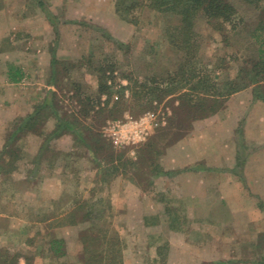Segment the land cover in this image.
I'll list each match as a JSON object with an SVG mask.
<instances>
[{"label":"rangeland","instance_id":"rangeland-1","mask_svg":"<svg viewBox=\"0 0 264 264\" xmlns=\"http://www.w3.org/2000/svg\"><path fill=\"white\" fill-rule=\"evenodd\" d=\"M41 1L0 0V151L16 130L13 125L27 115L35 117L34 126L17 131L7 143L13 155L0 161V253L27 255L29 264H85L81 238L108 226L119 242L122 264H256L264 255V201L243 189L249 194L247 207L259 211L250 223L245 209L236 205L232 220L225 210L211 220L188 214L186 197L169 180L173 171L161 163V151L202 118L196 109H220L231 94L213 103L210 96L186 88L142 99L120 89L126 76H144L150 83L180 67L183 53L169 44L165 32L176 17L142 8L132 14L133 22H126L115 14V0H71L82 4L83 12L80 21H73L68 17L78 6ZM231 2L230 23L215 28L216 22L198 16L195 27L197 67L212 70L220 88L225 81H242L237 75L253 68L258 57L264 59V43L254 35L257 24L264 23V4L254 8ZM51 46L58 52L51 77L55 92L49 94L44 86L49 72L31 57L36 49ZM82 55L112 63L113 71L106 72L110 96L98 99L94 66ZM20 60L29 64L25 83H6V63ZM252 81L233 92L241 98H235L230 115L242 111L244 97L264 100V78ZM236 115L240 120L244 113ZM129 121L146 130L135 140L116 143L107 125ZM154 161L164 173L155 174ZM70 211L71 218H65ZM52 236L64 240L57 257L48 250ZM103 247V240L93 245L99 253ZM18 264H24L22 258Z\"/></svg>","mask_w":264,"mask_h":264},{"label":"crops","instance_id":"crops-1","mask_svg":"<svg viewBox=\"0 0 264 264\" xmlns=\"http://www.w3.org/2000/svg\"><path fill=\"white\" fill-rule=\"evenodd\" d=\"M39 1L42 2L38 0V3ZM65 5L79 7L68 18L80 21L79 18L83 15L80 9L82 4L66 0ZM49 22L52 30L58 29L54 27L52 20ZM57 50L56 46L38 48L31 57V60L44 64L49 72L50 80L44 83L49 88V94L55 92L51 77L56 71L54 62L57 60ZM30 51L31 49L24 52ZM24 58L29 62L30 57ZM26 60L6 63V83H25L24 70L28 64ZM8 67L20 70L22 77L19 81L8 80ZM235 98L240 100V94L233 93L228 96L224 105L214 114L194 120L192 128L187 129L184 137L165 147L161 163L165 170L173 171L174 174L169 180L175 183V192L186 197L188 214L203 215L205 219L211 220L225 210L231 215L228 220H232L235 215L232 206L236 205L245 209L244 216L248 217L246 222L250 223L251 216L259 211L247 207L249 201L246 198H249V194L243 189L247 188L264 201V100L244 97L240 101L242 111H233L230 115V107ZM2 109L8 111L7 106ZM237 113H244V116L239 120ZM159 181V177L155 178L154 185Z\"/></svg>","mask_w":264,"mask_h":264},{"label":"trees","instance_id":"trees-1","mask_svg":"<svg viewBox=\"0 0 264 264\" xmlns=\"http://www.w3.org/2000/svg\"><path fill=\"white\" fill-rule=\"evenodd\" d=\"M233 0H115L114 1V12L122 20L126 22H133L132 14L139 9L148 8L153 11H156L160 14L167 16H174L178 20L176 24L165 27V32L167 35V40L169 44L179 51H182L183 57L180 67H178L174 72L167 73L166 76H163L161 79H158L156 76L151 78L150 84L146 79L142 77H134L132 75L126 76V85H120L121 90L127 89L132 98L142 99L148 93H156L161 91L163 93H173L174 90L185 89L189 93H202L206 96H210L213 103L216 102L217 98L224 99L232 94L233 92L242 89L252 83L254 76L257 78H264V59L259 58L252 65L253 68L245 71L243 75H237L242 77L238 81H225L221 85V88L217 86L216 80L213 78L212 70H202V67H197V52L200 49V43L198 40V35L195 31L196 21L198 16L204 18L207 22H216L215 28L222 26V23H230L232 16L235 13L233 6ZM246 5L257 8L264 4V0H238ZM38 5H42V2L39 1ZM264 7V6H263ZM102 29V28H100ZM103 30V29H102ZM254 35L256 38L260 39L264 43V23H258L254 28ZM263 31V32H262ZM108 37H111L107 34ZM260 37V38H259ZM81 59H86L89 64L93 65L91 67L92 72L95 74L97 79V93L98 99L101 94L106 96L111 95L112 85L107 84L108 76L106 72L113 71V65L108 59H103L98 63L93 60V57L81 56ZM260 69V70H258ZM254 76H250V74ZM22 74L19 69L8 67L7 78L12 82H17L21 79ZM145 78V77H144ZM150 81V80H149ZM185 92V91H184ZM146 101V100H145ZM210 101V100H209ZM223 105V104H222ZM222 107V106H221ZM219 108L210 109H196L198 112L202 111L203 115L201 117L209 116L214 114ZM200 117V116H199ZM35 119L33 114L27 115L24 118H21L15 126L13 125L14 130L9 137L6 139V144L3 146L0 151V161L13 155V149L10 144H7L13 141L14 136L17 134V131L21 129H28L31 126H34L35 123H31ZM32 124V125H31ZM164 151H161V155ZM156 156L158 153L155 154ZM160 155V153H159ZM19 157V156H18ZM153 168L157 173H164L157 161H154ZM84 204V203H80ZM73 211V210H72ZM72 211L67 213L65 218H71ZM103 209H100L98 216L100 217ZM91 211L86 210V214H91ZM85 216L84 214H82ZM90 216V215H89ZM88 216V217H89ZM95 216V215H94ZM86 216L83 217V220H86ZM82 221V220H80ZM69 222L76 224V220L70 219ZM98 229V228H97ZM89 230V228H88ZM110 227H101L97 230V235L94 236L93 233L84 235L81 239L84 242V252L86 254L84 263L85 264H122L120 256V248H118L119 242L116 237L109 235ZM103 240L104 249H101V253L96 251L93 248L94 243L97 241ZM48 250L51 255L54 257L60 256L62 251V245L64 240L62 238L52 236L47 241ZM118 249H117V248ZM8 250H3L0 253V264H18L19 258H22L24 264H29L30 257L27 255H20L15 253V255H9ZM11 257V259H10ZM211 264H226L224 262H214ZM256 264H264V255Z\"/></svg>","mask_w":264,"mask_h":264},{"label":"built area","instance_id":"built-area-1","mask_svg":"<svg viewBox=\"0 0 264 264\" xmlns=\"http://www.w3.org/2000/svg\"><path fill=\"white\" fill-rule=\"evenodd\" d=\"M137 122H122V123H109L106 127L108 133L112 136L115 142H124L126 139H136L137 136L141 135V132L146 129H135ZM146 134V132H145ZM118 140V141H117Z\"/></svg>","mask_w":264,"mask_h":264}]
</instances>
